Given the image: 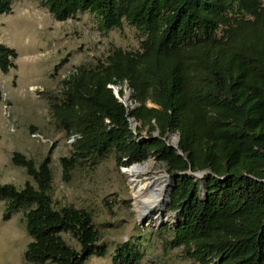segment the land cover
Returning a JSON list of instances; mask_svg holds the SVG:
<instances>
[{"label": "trees", "instance_id": "obj_1", "mask_svg": "<svg viewBox=\"0 0 264 264\" xmlns=\"http://www.w3.org/2000/svg\"><path fill=\"white\" fill-rule=\"evenodd\" d=\"M12 1L0 0V14L11 12ZM39 2L55 20L87 12L100 31L126 22L142 37L138 50L113 46L94 64L75 66L47 96L55 127L80 136L59 158L62 178L109 153L117 166L153 155L172 182L168 210L176 219L164 227L171 232L168 246L183 247L195 264H264V0ZM15 57L0 43V74ZM109 85L118 87L120 97L123 86L131 89L134 106H124ZM129 118L140 123L136 132ZM145 126L147 137H139ZM169 132L178 136L176 148L165 141ZM53 148L38 162L12 153V164L29 179L19 188L0 182L2 217L22 212L30 237L26 261L84 264L104 256L106 247L88 210L54 205ZM189 167L208 172L198 179L183 173ZM137 249L125 242L116 246L112 264H138Z\"/></svg>", "mask_w": 264, "mask_h": 264}, {"label": "rangeland", "instance_id": "obj_2", "mask_svg": "<svg viewBox=\"0 0 264 264\" xmlns=\"http://www.w3.org/2000/svg\"><path fill=\"white\" fill-rule=\"evenodd\" d=\"M141 39L140 33L126 22L120 29L100 31L97 19L87 12L63 21L55 20L39 0H13L11 12L0 14V43L16 52L14 66L0 78L10 109L7 123L0 102V182L19 188L29 179L23 167L12 164L14 151L35 162L48 154L50 145L32 139V131L51 139L54 143L50 154L54 205L72 204L88 210L99 233V244L106 247L104 256H92L84 264H112L115 247L124 242L142 252L138 264H195L184 257L183 247L168 246L171 232L167 228L174 223L145 222L143 227L138 224L141 218L133 206L131 186L124 172L128 166H117L113 153L98 159L95 165L88 163L72 169L67 180L61 174L59 158L68 156L71 146L65 142L66 134L55 127L50 118L47 96L57 92L61 79L75 66L94 64L113 46L138 50ZM122 89L124 96L129 88L123 86ZM130 94L125 99L127 104H133ZM146 104L151 106L149 102ZM139 126L137 122L134 132ZM147 134L148 128L142 127L139 137L145 138ZM176 138V133L169 132L165 141L174 144ZM149 158L152 170L165 169L169 174L164 163L153 155ZM140 178L142 176L137 179ZM4 208V201H0V264H35L24 259L30 237L22 212H14L4 220ZM62 236L68 244L78 248L68 234Z\"/></svg>", "mask_w": 264, "mask_h": 264}, {"label": "bare ground", "instance_id": "obj_3", "mask_svg": "<svg viewBox=\"0 0 264 264\" xmlns=\"http://www.w3.org/2000/svg\"><path fill=\"white\" fill-rule=\"evenodd\" d=\"M151 164L152 159L149 158L124 170L131 186L133 206L147 224L171 222L172 213L167 209L170 189L168 174L165 169L152 170ZM139 176L142 178L137 179Z\"/></svg>", "mask_w": 264, "mask_h": 264}, {"label": "built area", "instance_id": "obj_4", "mask_svg": "<svg viewBox=\"0 0 264 264\" xmlns=\"http://www.w3.org/2000/svg\"><path fill=\"white\" fill-rule=\"evenodd\" d=\"M109 87H111L112 89L115 87V86H112V85H109ZM0 91H1V100L0 102L3 104L2 105V113H3V116L5 117L7 123H9V118H10V109H9V105L5 102V93L3 91V87L2 85H0ZM132 101V100H131ZM125 105L124 106H128V108H131L134 106L135 103L133 104H127L125 101L123 102ZM129 123H130V126L132 128H134L136 126V121L132 118H129ZM10 130H12V127L10 128ZM30 136L32 139L36 140V141H40V142H44V143H47L48 145H52L53 144V141L47 137H44L41 133L37 132V131H32L30 133ZM79 134L78 133H71L69 134L68 136H66V139H65V142L68 144V145H71L74 141H76L78 138H79Z\"/></svg>", "mask_w": 264, "mask_h": 264}, {"label": "water", "instance_id": "obj_5", "mask_svg": "<svg viewBox=\"0 0 264 264\" xmlns=\"http://www.w3.org/2000/svg\"><path fill=\"white\" fill-rule=\"evenodd\" d=\"M131 92V89H129V91L128 92H125V95L123 96V97H120L119 96V94H118V87H114L113 88V93H114V95H115V97H117L122 103L125 101V99L126 98H128V96H129V93ZM124 104V103H123ZM125 105V104H124ZM158 135V130H155L154 132H153V136H157ZM177 141H178V136H177V138H176V141H175V143L174 144H169L171 147H174V148H176V146H177ZM177 154L178 155H182V156H184L185 154H183L181 151H177ZM134 164H136V163H134ZM131 165H133V164H131ZM130 165V166H131ZM208 171H198V172H191L190 171V167H189V169L186 171V172H183V173H185V174H189L190 176H194V177H197L198 179H201L202 177H203V175L205 174V173H207ZM179 174V173H178ZM168 178H169V180H170V183H171V186H170V188H172V182H171V176L168 174ZM169 196H170V193H169ZM168 202H169V199H168ZM173 213V217H174V220L173 221H175V219H176V213L175 212H172ZM138 224L139 225H141V227H143V225H145V221H143V220H141V219H138ZM172 224V223H171ZM170 225V224H169Z\"/></svg>", "mask_w": 264, "mask_h": 264}, {"label": "crops", "instance_id": "obj_6", "mask_svg": "<svg viewBox=\"0 0 264 264\" xmlns=\"http://www.w3.org/2000/svg\"><path fill=\"white\" fill-rule=\"evenodd\" d=\"M1 75H5V74H0V78H1Z\"/></svg>", "mask_w": 264, "mask_h": 264}]
</instances>
